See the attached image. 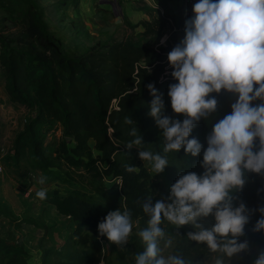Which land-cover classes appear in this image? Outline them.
<instances>
[{
	"label": "trees",
	"instance_id": "obj_1",
	"mask_svg": "<svg viewBox=\"0 0 264 264\" xmlns=\"http://www.w3.org/2000/svg\"><path fill=\"white\" fill-rule=\"evenodd\" d=\"M9 2L18 7L21 19L15 33L6 28L4 19H0V68L4 71V88L12 102L28 110H34L33 102L37 104L36 117L17 137V156L36 148L34 124L51 120L59 123L64 137L74 142L71 146L62 142L64 157L70 164L87 163L97 176L115 180L109 188L101 189V199L80 190L54 196L52 202L59 212L69 216L75 224L73 241L59 248L40 247L39 264H94L102 250L97 225L108 212L127 209L132 221L143 229L147 227L149 217L142 206L148 197L152 198L153 204L157 200H166L170 185L181 175L204 171L201 166L203 150L196 157L185 154L183 148L178 153L163 152L165 141L161 130L148 114L153 97L146 85L153 83L164 102L163 115L184 118L182 114L173 113L167 95L168 86L176 82L170 75L172 69L167 56L180 39L173 33L165 45H158L166 32V18L174 16L168 13L167 0H160L164 15L156 10L155 17L142 21V35L147 42H111L70 57L49 32L41 10L33 0ZM192 6L179 10V26L184 28L185 21L192 15ZM212 95L217 98V110L208 118H202L189 137L197 138L205 148L206 137L213 125L230 113L236 99L235 95L223 90ZM129 120L133 123L129 124ZM133 126L142 138V148L126 147L133 139ZM90 140L99 152L96 157ZM256 145L258 147V140ZM146 149L168 158L169 164L164 169L168 188H157L151 181L144 166L146 161L138 156L139 151ZM128 167L134 170L129 172ZM245 176L242 189L233 190V206L242 202L257 209L264 207V175L246 172ZM0 214L8 216L1 208ZM167 232L175 242L172 254L191 257L194 264L213 255L206 246L187 241V229L168 227ZM239 240H247L245 251L247 254L254 252L252 262L264 251V243L258 238ZM134 243L137 255L143 251V244L141 241ZM134 262L124 254L117 256V264ZM0 264H29L23 246L0 237Z\"/></svg>",
	"mask_w": 264,
	"mask_h": 264
},
{
	"label": "clouds",
	"instance_id": "obj_2",
	"mask_svg": "<svg viewBox=\"0 0 264 264\" xmlns=\"http://www.w3.org/2000/svg\"><path fill=\"white\" fill-rule=\"evenodd\" d=\"M191 11L183 38L167 56L170 75L176 81L168 86L170 107L184 118L163 115L164 102L153 83L146 85L153 97L148 114L161 130L163 152L178 153L183 148L185 154L196 157L203 150L204 171L181 175L170 185L166 200L153 204L148 197L142 206L149 217L147 227L137 233L143 251L136 255L134 264H194L191 257L182 254L162 255L165 248L174 247L171 234L162 227L165 221L177 229L190 225L194 230L186 233L187 241L204 245L215 254L212 264H230L234 255L248 248L247 240H239L249 222L248 209L242 202L233 206V190L245 185L246 172L264 175V0H197ZM222 90L236 99L230 113L213 125L205 148L197 138L189 137L202 118L217 110L218 101L212 94ZM131 136L126 147L142 148V138L134 126ZM138 156L156 174L169 164L165 155L152 150H141ZM46 181L47 177L41 176L37 182L44 185ZM36 197L47 199V189L42 187ZM258 211L260 219L253 231L264 234V207ZM209 216L214 220L210 227L198 222ZM97 229L98 238L106 237L111 244L121 246L133 233V221L127 209L113 210ZM254 264H264V251Z\"/></svg>",
	"mask_w": 264,
	"mask_h": 264
},
{
	"label": "rangeland",
	"instance_id": "obj_3",
	"mask_svg": "<svg viewBox=\"0 0 264 264\" xmlns=\"http://www.w3.org/2000/svg\"><path fill=\"white\" fill-rule=\"evenodd\" d=\"M33 1L41 10L49 32L67 56L76 57L93 47L111 42H147L142 35V21L148 20L146 18L150 13L145 0ZM170 14L175 17L173 9H170ZM0 19H4L6 28L15 33L21 19L18 7L9 0H0ZM165 31L158 45H165L167 39L161 43L162 38H168L173 33L178 37L177 32ZM183 32L181 30L180 34ZM32 104L33 111L9 99L4 88V71L0 68V208L8 214H0V237L23 246L29 264H39L40 247L59 248L73 241L72 230L75 224L69 216L59 212L52 202L54 196L80 190L101 199V189L109 188L115 180L97 176L87 163L70 164L64 157L66 154H63L62 142L65 141L69 146L74 142L64 137L59 123L51 120L34 124L36 148L27 149L25 154L17 156V137L37 115V104ZM89 143L96 157L99 152L94 148L92 140ZM144 166L155 187L168 188L164 170L156 174L148 162ZM41 176L47 177L44 185L37 182ZM42 187L47 189L45 200L36 197V192ZM246 208L250 218L240 238H258L264 243V234L253 231V226L260 219L258 209L251 205H246ZM198 222L204 227H210L214 220L209 216ZM162 227L167 231L172 226L165 221ZM181 227L188 231L194 230L190 225ZM140 230L137 222L133 221V233L129 241L121 246L111 244L106 237H100L102 250L98 262L94 264H117L120 253L135 261L137 251L134 242L140 241L137 235ZM170 254L172 248H165L162 252L164 256ZM214 255L201 262L212 264ZM253 256L254 252L247 254L243 251L234 255L230 264H254Z\"/></svg>",
	"mask_w": 264,
	"mask_h": 264
},
{
	"label": "crops",
	"instance_id": "obj_4",
	"mask_svg": "<svg viewBox=\"0 0 264 264\" xmlns=\"http://www.w3.org/2000/svg\"><path fill=\"white\" fill-rule=\"evenodd\" d=\"M159 1L160 0H156L155 5H157V6L149 5L148 3L145 2V4L148 6V8L150 10V13H149L150 15L148 14V17L146 19L150 20V19H152V17L155 14H157L156 10L158 11L159 7H161L160 4H159ZM167 5H168V13L170 14V9H173V14H175V17L174 18L177 21L179 10L185 8V2H184V0H167ZM177 35H178V39H180V40L184 36V34H180V31L177 32Z\"/></svg>",
	"mask_w": 264,
	"mask_h": 264
},
{
	"label": "built area",
	"instance_id": "obj_5",
	"mask_svg": "<svg viewBox=\"0 0 264 264\" xmlns=\"http://www.w3.org/2000/svg\"><path fill=\"white\" fill-rule=\"evenodd\" d=\"M146 1L148 2L149 5L157 6V5H155L156 0H146ZM184 2H185V8H186L189 5H193L195 2H197V0H184ZM158 11H159V14L161 16L164 15V10L161 7H159ZM166 20H167V28L166 29L169 30L170 32H179L181 30L184 31V28L179 26V24L177 23L175 18L168 16L166 18ZM0 170H1V168H0Z\"/></svg>",
	"mask_w": 264,
	"mask_h": 264
}]
</instances>
